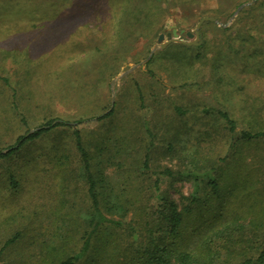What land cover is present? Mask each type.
<instances>
[{
	"label": "rangeland",
	"instance_id": "374dc122",
	"mask_svg": "<svg viewBox=\"0 0 264 264\" xmlns=\"http://www.w3.org/2000/svg\"><path fill=\"white\" fill-rule=\"evenodd\" d=\"M111 1L0 0V150L49 119L72 122L113 106L114 115L82 135L96 175L107 179L98 188L102 208L119 224L94 233L77 264H98L101 237L108 245L99 264H132L135 249L175 245L160 214L166 199L185 211L179 248L208 237L218 251L214 264L257 260L264 139L245 141L241 130L264 129V0ZM203 17L217 22L202 24L199 45L161 47L173 26L186 35ZM138 87L152 111L151 148ZM218 110L236 120L235 132ZM106 199L116 206L108 210ZM91 205L70 127L27 142L0 160V248L21 233L0 264H59L80 252L93 228Z\"/></svg>",
	"mask_w": 264,
	"mask_h": 264
},
{
	"label": "trees",
	"instance_id": "16d2710c",
	"mask_svg": "<svg viewBox=\"0 0 264 264\" xmlns=\"http://www.w3.org/2000/svg\"><path fill=\"white\" fill-rule=\"evenodd\" d=\"M107 3H108L107 1L102 2L100 5V10L106 7ZM111 3H116V0H112ZM76 25L77 26L73 28L74 31H76L77 28L80 27L79 24ZM84 26L92 29L93 31L96 30L95 27H97V25H84ZM60 29L61 28L59 27L53 30L59 31ZM52 33L56 35V31H50L47 34H52ZM80 43H76V45L78 44V46H80ZM5 81L6 83H8L7 80ZM137 90H138L139 106L142 112V120L145 131L150 138L149 148H151L153 147L154 139H155L153 129L150 125V120H151L150 113L152 111H151V107L148 106L147 103L145 102L144 95L139 87L137 88ZM86 93H88V91ZM13 106L17 108L16 103H13ZM108 109L105 112H102L98 115H94L91 117L77 118L72 122H66L59 118L49 119L48 121L43 123L40 128L36 129L29 135H23L19 137L16 144L9 147L8 151L4 152L0 150V160H2L4 158L11 156L13 153L19 151L27 142L34 140L35 138L41 136L43 133H46L54 128H57L59 126H68L72 129L73 135L75 137L76 148L80 154L82 161V168L88 183V193L92 204L91 213H90L91 215L90 222L92 223L93 228L90 233L85 234L83 246L80 252L66 258H58L57 262L59 264L79 263L83 258V256L86 255L91 249L92 237L94 233H97L101 227H103L108 223L119 224V222L109 218L102 208L101 193L99 192L98 188L99 186H103L106 183L107 179L103 174H101L102 172L96 175L94 171L95 168L94 158L90 154L88 149L85 147L83 141V135H82L84 128L90 127L88 125L89 123L93 122V124H98V123L100 124L101 121L114 115V111H115L114 107L112 106L111 108ZM218 113L221 116V118L224 120L226 127L231 132H235L238 128V124L236 120L233 119V117L229 114V112L224 110H218ZM241 137L245 141L264 139V129H259L255 131L249 129H243L241 130ZM10 180H11V187L15 190L18 187V181L15 180L13 174L10 175ZM209 184L212 185L214 190L218 189L219 187L218 179H210ZM105 201L107 202L106 207L108 210L115 207L117 204V203L116 204L112 203V205L110 206L111 201H109L108 199H106ZM163 206L164 209L160 210V214L164 220H167L171 223L170 232L173 236L175 245L173 244V246H169V245L160 246L159 244H155L154 247L151 249H141V250L135 249L134 251L135 260L132 264H214L218 258V251L213 249L211 243H209L211 241L210 238L208 237L202 238L201 240H199V242L196 243L194 248L193 247L179 248V246L176 245V242H178L177 240L181 241L183 239L184 229L182 228V225H183V216L185 214V211L182 212L174 201L168 199H166L165 204L163 203ZM262 225L264 226V224ZM228 227L229 226L227 225V226H223L222 228H218L216 230V233L222 235L223 232L228 231L227 229ZM20 236H21L20 232H15L13 235H11L9 238L5 240L2 247L0 248V258L4 255L6 249L9 246L15 244L19 240ZM101 239H102V244L100 246H96V249L98 250L97 254L99 256V258L97 259L98 264L101 262V257L106 252L105 246L108 245L107 241L104 238L101 237ZM95 260L96 259H94L93 262H95ZM257 261L259 262V264H264V248L260 254V257L257 260L253 258H247L244 261H242L240 264H253Z\"/></svg>",
	"mask_w": 264,
	"mask_h": 264
},
{
	"label": "water",
	"instance_id": "95a60500",
	"mask_svg": "<svg viewBox=\"0 0 264 264\" xmlns=\"http://www.w3.org/2000/svg\"><path fill=\"white\" fill-rule=\"evenodd\" d=\"M245 5H241L239 6V8L237 9L236 13L232 16L231 20L233 18H235L236 14L244 7ZM206 21H213V22H217V19L215 17H203L200 19V21L197 23L196 25V28L194 30H191V31H187L186 32V35L184 34L185 31L184 30H178V28L176 26H173L172 28V31L171 32H168L167 33V41L165 43H162L161 44V47H165L167 46L168 44L170 43H173V42H177V43H181V44H187V45H199L200 42L198 41L199 40V37H200V28L202 26V24ZM224 26H226L227 24H222ZM165 34L162 33L160 34L159 36V39L158 41L161 42L165 39ZM191 38L192 40L191 41H188L187 39ZM158 46H155V49H157ZM154 49V50H155ZM154 50L150 53V55L144 60L145 62H147L151 56L153 55L154 53ZM139 65V64H138ZM136 66L132 67L130 69L133 70ZM130 71H127L126 73L130 72ZM36 130V129H35ZM32 132V131H31ZM30 132V133H31Z\"/></svg>",
	"mask_w": 264,
	"mask_h": 264
}]
</instances>
